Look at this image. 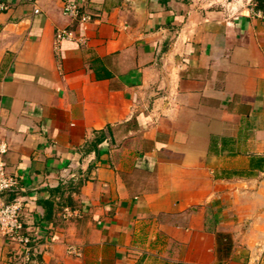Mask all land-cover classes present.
I'll use <instances>...</instances> for the list:
<instances>
[{"label":"crops","instance_id":"1","mask_svg":"<svg viewBox=\"0 0 264 264\" xmlns=\"http://www.w3.org/2000/svg\"><path fill=\"white\" fill-rule=\"evenodd\" d=\"M5 2L0 264H264V0Z\"/></svg>","mask_w":264,"mask_h":264},{"label":"built area","instance_id":"2","mask_svg":"<svg viewBox=\"0 0 264 264\" xmlns=\"http://www.w3.org/2000/svg\"><path fill=\"white\" fill-rule=\"evenodd\" d=\"M229 4L235 0H228ZM8 7L5 0H0V11L6 10ZM65 12L72 16H80L83 21H88L90 16L81 12L79 7L69 2L65 5ZM38 11V9H36ZM72 37L70 32L58 30L56 34V44L65 38ZM9 149L7 142L0 143V196L14 189L18 184L16 176L12 175L6 169V164L1 158ZM24 209V201L20 197L0 203V234L9 238L12 242L21 245L26 250L30 248L31 238L23 231L24 222L22 212Z\"/></svg>","mask_w":264,"mask_h":264}]
</instances>
